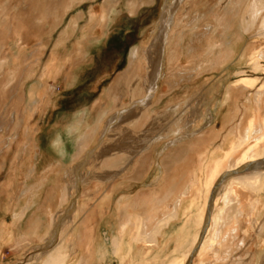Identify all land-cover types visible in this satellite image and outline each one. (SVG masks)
<instances>
[{
	"label": "rangeland",
	"instance_id": "1",
	"mask_svg": "<svg viewBox=\"0 0 264 264\" xmlns=\"http://www.w3.org/2000/svg\"><path fill=\"white\" fill-rule=\"evenodd\" d=\"M115 1L118 2L0 0V62L12 58L13 54H16L14 51H18L21 60L17 79H9L5 70L0 69V236L1 232L3 233L0 238V264H65L69 248L71 250L73 248L70 245L67 247L64 239L71 235L78 218L75 221L69 220L70 212H73L77 202L81 208L79 200L81 196L88 197L91 190L102 186V183L114 182L112 186L115 190L105 192L111 194L110 198L118 191L119 197L127 194V190L132 194L135 188H132V184L129 189L126 187L129 185L127 184L122 191L118 190L120 184L140 179L143 168H150L147 164L151 160L155 176L157 174L153 164L156 157L155 155L153 157L151 149L144 151L132 167L129 168L130 163H125L127 151L124 145L136 142L149 120L142 118V111L126 113L119 133L109 131L103 136L99 131L104 124L102 117L121 110L131 99H139L144 95L143 76L151 73L158 56L157 49L154 47L149 54V61L147 59L146 61L143 55L159 33L157 24L164 0H156L151 4H147L148 0H120L119 3ZM190 1H182V8L178 10L174 20L176 24L171 26L174 35L166 45L162 73L157 81L158 90L152 101L156 108L150 113V121H156V125L172 119L174 115L169 114L174 102L182 104V107H189V103L195 101L194 97L201 96L210 84L228 85L234 93L240 91L264 93V56H260L264 54V26L260 24L259 32H255V27H252L251 20L248 19L250 25L242 36L253 50L246 54L242 61L234 63L232 60L222 69L212 64L198 70L197 65L201 63L203 57L202 49L198 48L194 52L188 47V44L192 43L190 39H194L195 35L187 41L181 40L180 36L184 32L189 35L196 32L197 36L208 37L211 34L207 32V24H214L216 20L220 22L217 26L220 35L225 31L223 26L227 19L231 17L224 15L228 0H202L197 10L190 8ZM246 1L244 13L247 11V14H243L244 17L251 16L254 11L250 10L254 6L253 0ZM127 3H135L132 9L134 12L129 11ZM248 4L251 5L250 9ZM112 7L116 8V13L112 14L114 25L109 26L107 16L101 21L98 16L109 14ZM140 10L141 12H138ZM90 13L96 14L97 18L91 17ZM253 20L255 24V18ZM196 22H199L198 26L194 25ZM104 25L107 27L104 28ZM17 32L20 35L19 39L15 37ZM61 44H66L65 53L63 51L59 57L60 62L58 61L55 73L47 85V92L41 93L42 98L52 97V101L48 107L40 109L38 105L35 111L26 116L25 107L28 102L23 98L26 86L31 81L42 80L40 75L50 58L51 51ZM158 45L156 42L155 46ZM81 46L85 50L89 49L88 52L80 53ZM134 49L137 50L135 56H140L141 59L135 58ZM220 61L221 59L217 57L216 63ZM242 76L255 78L239 80ZM175 93L178 94L175 95L177 101L172 102L169 97ZM82 112L87 115L84 120L78 121L75 117ZM135 113L141 114L138 120ZM57 140L60 144L58 147L55 145ZM170 149L171 147L166 150ZM62 155L66 157L63 159ZM143 158L149 159L142 160ZM144 163L147 166H144ZM67 166H78L76 170L78 179L87 177V181H78L71 195L60 204L61 180L57 174ZM47 169L52 171L39 192L37 203L22 219L23 236L17 237V230L12 223L11 208L17 203L16 198L21 190L36 182ZM108 169L118 171L112 181L103 182V179L93 175L102 174ZM89 171L93 176L88 175ZM155 181L156 177L152 184ZM20 198L21 205H24V196ZM111 210L108 213L115 217ZM52 218L55 222L51 229L54 230L55 227V231L58 229L54 244L61 239L60 249L58 247L61 255L55 259H47L42 253L49 250L51 245H46L47 243L42 242L37 235L30 236V233L35 230L37 234H42L53 221ZM61 228L63 230L60 233ZM247 248L248 253H251L253 246ZM30 254L35 257L32 258Z\"/></svg>",
	"mask_w": 264,
	"mask_h": 264
},
{
	"label": "crops",
	"instance_id": "2",
	"mask_svg": "<svg viewBox=\"0 0 264 264\" xmlns=\"http://www.w3.org/2000/svg\"><path fill=\"white\" fill-rule=\"evenodd\" d=\"M260 1L254 2L255 32H259V23L264 21V0ZM229 93V99L225 98L228 102L224 99L221 108H213L209 112L214 115L209 124L204 126L205 120H202L203 125L190 141L164 152L160 160L161 182L152 184L155 170L152 169L151 160L147 164L150 168H143L140 179L120 184L121 191L127 184H132V188L135 187L133 198L136 197L134 199L141 203L127 206L134 215L131 219L134 224L130 221L126 225H129V229L125 226L121 231L122 220L107 214L117 202L119 191L103 205L99 202L100 196L110 191L115 182L102 183L103 188L100 184V187L91 190L88 197L79 198L81 209L75 224L83 228L81 231V227H77L79 233L76 237H65L64 244L68 247L73 241L71 245L74 247L73 250L69 248L65 264H264V255H260L259 259L256 256L260 246L264 245V144L259 143L248 150V155L255 157V160L235 168L229 166L233 157H240L264 132V93H234L231 88ZM86 115L82 112L75 118L84 120ZM252 135L255 136L254 140L249 138ZM231 144L234 148L229 147ZM64 147L67 146L64 144ZM230 149L233 151L230 152ZM256 163L260 168L252 170ZM224 168L227 173L223 171ZM243 172L255 177L236 183L235 175H244ZM179 192H182V196ZM149 202H152L151 205ZM171 202H176L174 208L168 207ZM247 246H253L251 253H248Z\"/></svg>",
	"mask_w": 264,
	"mask_h": 264
},
{
	"label": "bare ground",
	"instance_id": "3",
	"mask_svg": "<svg viewBox=\"0 0 264 264\" xmlns=\"http://www.w3.org/2000/svg\"><path fill=\"white\" fill-rule=\"evenodd\" d=\"M119 3L120 0H117ZM156 0H148V3L151 4L154 3ZM182 1L183 0H164V5H163V9H162V13L160 16V19L158 20V24H157V32L158 35L155 37L154 41L146 48L145 53L143 55V58H145V60L147 59L149 61V54L153 51L154 47L155 49H157V59L154 61V65L152 68L151 73L148 76H143V81H144V95L142 98L139 99H131L130 103L127 106H124L123 108H121V110H118L116 112H114L113 114H109L108 116H104L102 117L103 119V125L100 129V133L103 134V136L105 134H107V132L109 131H115V133H119V130L121 128V122L124 118V116L126 115V113H134L137 110L142 111V118L144 117L145 119H149L148 122L145 124V128L144 131L142 133V135L140 137H138V140L135 142L133 141L132 143H129L127 145H124V148H126L127 151V157L125 160V163L129 164V168L133 166V163L136 161V159L147 149H151L150 151L153 154V157L155 155V159H153V164L156 167L157 170V174H156V182L159 181V178L161 176V168H160V160L165 152L166 149H168L169 147H171L170 151L174 150V148L176 146H179L182 144V146L184 145L183 143L190 141V138H192L194 135L197 134V132L200 129V126L203 125L202 120H205L204 122V126L209 124L212 121V117H214V115L212 116L209 112L213 109H219L221 108L224 99L229 97L230 94V86H216V85H211L208 86V88L206 89V91L204 93L201 94V96H196L194 97L195 101L192 103H189V107H182V104L178 103V102H174L177 99L178 95L177 93H175L174 95H171L170 101L174 102V104L171 106L170 108V114L169 115H174L172 117V119H170V121L168 122H164V123H158V125H156L157 123H155L156 121H150V116H151V112L154 111V109L156 107H154L153 104V98L155 96V92L157 89V81L158 79L161 77V73H162V67H163V57H164V53L166 50V45L169 44V40L170 38L173 37L174 33H172L173 31L171 30V26L172 24H176L174 23L175 21V17L176 14L178 12L179 9L182 8ZM202 0H191L190 1V8L192 10L194 9H198V5ZM260 1V0H259ZM252 2V1H251ZM255 0H253V4L255 5ZM261 2V1H260ZM163 4V2H162ZM250 4V3H249ZM248 4V9H250L251 5L249 6ZM257 4V3H256ZM261 4V3H259ZM113 5V2H112ZM127 8L129 9V11H132L133 7L135 6V3H127ZM225 12L224 15H228L231 17V19H227V23L223 26V30H225L224 32H222L220 35H218L217 32V26L220 24L219 20L215 21L214 24H207V32H209L211 35L208 37H200L197 36L196 32H193L192 34H185V32L182 34V36H180L181 40H186L190 39L191 36L195 35L194 39H190L192 41L191 44H188L189 50L194 51L197 50L198 48L202 49L203 52V57L200 60L201 63L197 65V69L201 70L202 68L210 65L212 66V64H214L215 66H218L219 68H224L225 64L228 62H231L233 60L234 63H239L240 61H242V59L246 56V54H248L249 52H252V48L250 47L249 43H246L244 40V36H242L243 34H245V31L248 29V25L249 20H251V25L252 27H255L254 22V16L253 14L256 13L255 12V8L253 6V8H251L250 10L253 11V14L251 16H243L244 14V9H246L247 6V1L246 0H228V2L225 5ZM260 9V8H259ZM263 9V8H262ZM85 10V9H84ZM261 10V9H260ZM260 10H257L260 11ZM104 12V11H103ZM84 13V12H83ZM116 13V8L112 7L109 14L104 15V14H100L98 16L99 20H104L105 17L107 16V22L108 25L111 26L113 24V15ZM250 13V12H249ZM259 14V13H258ZM91 17L93 18H97L96 14L90 13ZM255 15V14H254ZM257 16V15H256ZM49 17V16H48ZM64 17V16H63ZM92 18V19H93ZM228 18V17H227ZM7 19V16H5V20ZM64 19V18H63ZM199 19V18H198ZM249 19V20H248ZM230 20V21H229ZM79 21V20H78ZM115 21V20H114ZM253 21V22H252ZM259 21V20H258ZM94 23V21H93ZM105 24V23H104ZM107 24V23H106ZM105 24V25H106ZM104 25V28H106ZM114 25V24H113ZM194 25L198 26L199 22H196ZM175 26V25H174ZM261 26H264V21L262 22ZM70 26H68L69 28ZM259 27H260V23H259ZM264 28V27H263ZM75 29V28H74ZM69 30V29H68ZM107 30V29H106ZM109 30V29H108ZM70 31V30H69ZM105 31V29H104ZM76 33V30H75ZM15 37L16 39L20 37L19 32L15 33ZM74 39V38H73ZM79 39V38H78ZM156 42L159 43L158 47L155 46ZM249 42V41H248ZM246 43V44H245ZM34 46V45H33ZM157 47V48H156ZM204 47V49H203ZM66 44H61V46H57L55 48L54 51H51V55L50 58H48L46 64L44 65L43 69H42V73H41V77L42 80H35V81H31V83H29L25 92V96L23 98H25V100L28 102L26 107H25V115H29V113L31 111H33L36 107L38 108H42L47 106L49 103H51L52 101V97H44L42 98L41 93L47 92V85L49 84V81L51 80L52 75L55 73V70L58 66V61H59V57L61 56L62 52L66 50ZM251 48V49H250ZM89 50V49H88ZM85 50L83 46L80 47L79 51L80 53L83 51H87ZM135 52H133V55H137V50L134 49ZM16 52V54L12 53L14 56L12 58H10L9 60H6L4 62H0V69L2 68L5 70V73L9 76V79H17L16 76L19 74V69H20V64H21V60H20V55L18 53V51H14ZM195 52V51H194ZM256 56V55H255ZM260 56H264V54H260ZM139 58L138 56H135V58ZM218 57L219 59H221L220 62L216 63V58ZM257 57V56H256ZM142 58V57H141ZM139 58V59H141ZM212 58H215L214 60H212ZM134 60V58H132ZM138 60V59H137ZM136 60V61H137ZM146 60V61H147ZM213 61V62H212ZM60 62V61H59ZM206 63V64H205ZM143 64V63H141ZM149 64V63H148ZM1 71V72H2ZM75 74V73H74ZM37 75V74H36ZM73 75V74H72ZM34 77V76H33ZM254 76H242L239 78V80H254ZM53 79V78H52ZM209 79V78H208ZM17 81V80H16ZM206 81V80H205ZM208 81V80H207ZM206 81V82H207ZM26 82V81H25ZM197 83V82H196ZM205 83V82H204ZM24 84V83H23ZM27 83H25L26 85ZM12 85V84H11ZM24 85V86H25ZM42 85V86H40ZM206 85V83H205ZM206 86V87H207ZM50 87V86H49ZM48 87V88H49ZM192 88H194L192 86ZM25 90V89H24ZM205 90V89H204ZM22 92V91H21ZM45 94V93H44ZM157 94V93H156ZM47 95V94H46ZM193 98V97H191ZM168 99V97H167ZM193 99V100H194ZM229 99V98H227ZM192 100V101H193ZM226 100V99H225ZM177 101V100H176ZM186 101V100H185ZM190 101V100H189ZM228 102V100H226ZM184 103V101H183ZM188 103V102H187ZM213 103V106H211V104ZM160 104V103H159ZM162 104V103H161ZM160 104V105H161ZM186 104V103H185ZM184 104V105H185ZM159 105V106H160ZM156 106V104H155ZM48 107V106H47ZM122 107V106H121ZM225 107V106H224ZM37 110V109H36ZM168 110V109H167ZM35 111V110H34ZM40 111V110H39ZM37 112V111H36ZM107 110L104 112L106 114ZM218 112V111H217ZM220 113V112H219ZM136 114V113H135ZM215 114V113H214ZM217 114V113H216ZM141 115V114H140ZM140 115H135V118L138 120ZM166 116V115H164ZM21 118V117H20ZM170 118V117H169ZM254 118V117H253ZM155 119V118H154ZM250 119V118H249ZM255 119V118H254ZM264 119V118H263ZM251 120V119H250ZM248 120V121H250ZM136 121V120H135ZM159 121V120H158ZM256 121V120H254ZM260 122H262V120H260ZM249 123V122H248ZM252 123V122H251ZM256 126V123H254ZM251 124H249L250 126ZM263 125H264V120H263ZM240 126V125H239ZM208 127V126H207ZM253 127V126H252ZM251 128V127H250ZM259 128V127H258ZM261 128H263V126H261ZM262 131V130H261ZM263 132V131H262ZM253 133V132H250ZM249 133V134H250ZM110 134V133H109ZM254 137L252 135V137L250 136L249 138H253ZM102 138V136H101ZM98 139V138H97ZM247 139V138H246ZM258 139V141H257ZM256 142L249 146L247 151H245L243 154L239 155L240 157H233V161H232V165H229L231 168H235V166H239L242 165L246 162H249L250 160H255L256 158L252 157L251 155H248V150H251V148L254 146H258L259 143H264V132L262 134L261 137L258 138L257 136ZM30 140V139H29ZM101 140V139H100ZM251 140V141H253ZM237 141V140H236ZM240 141V140H238ZM246 141V140H245ZM59 140H57L56 142V147H58L60 144L58 143ZM235 142V141H234ZM233 143V142H231ZM246 143H248L246 141ZM188 144V143H187ZM234 144V143H233ZM249 145V144H248ZM190 146V145H189ZM239 146V143H238ZM247 146V145H246ZM230 148H234L231 146H229ZM237 147V146H235ZM23 149V148H22ZM169 151V152H170ZM233 150L230 149V152H232ZM236 151V149L234 150ZM28 152V151H27ZM150 152V153H151ZM189 152V151H188ZM82 153V152H81ZM89 153V152H87ZM229 153V152H228ZM227 153V154H228ZM169 154V153H168ZM262 154V153H261ZM224 155V154H223ZM221 156V155H220ZM66 156L62 155V158L64 159ZM165 157V156H164ZM170 157V156H169ZM216 157V156H215ZM229 157V155H228ZM260 158V157H259ZM81 159V158H80ZM87 159V158H86ZM261 159V158H260ZM84 160V159H83ZM228 160V158H227ZM66 161H70V160H66ZM94 161V160H93ZM128 161V162H127ZM209 161V160H208ZM225 161V160H224ZM87 162V161H85ZM84 162V163H85ZM183 162V161H182ZM254 162V161H253ZM164 163V162H163ZM229 163V162H227ZM259 163V162H258ZM256 163L255 167L252 170H256L258 168H260V165ZM61 164V163H60ZM79 164V163H78ZM81 164V163H80ZM208 164V163H207ZM221 164V163H220ZM230 164V163H229ZM254 164V163H253ZM77 165V164H76ZM219 165V164H218ZM228 165V164H227ZM263 165V164H262ZM79 166V165H78ZM78 166H67L63 169H61L59 171V173L57 174L58 178L61 180L60 183V189L62 191V199H61V203L65 202V200L67 199V197L69 195H71V191L72 189L76 186V184L78 183V181L81 182H85L87 181V177H81L78 179L77 174H76V170L78 168ZM82 166V165H81ZM127 166V165H126ZM217 166V165H216ZM252 166V165H251ZM249 166V167H251ZM220 167V165H219ZM228 167V166H226ZM229 167V168H230ZM263 167V166H262ZM126 168V167H125ZM221 168V167H220ZM163 169V168H162ZM205 169V168H204ZM228 169V168H227ZM242 169V168H241ZM240 169V170H241ZM247 170V168H245ZM175 170V169H174ZM223 170V169H222ZM220 170V172L222 171ZM229 170V169H228ZM231 170V169H230ZM51 169H47L41 177H39V179L34 182L31 183L29 185H27L24 189L21 190L20 195H18V197L16 198L17 203L14 204V206L11 208V216H12V223H13V227L16 228L17 230V237H20L21 235L23 236V232H22V219L24 217V215L26 214V212L35 204L37 203L38 200V196H39V192L42 189L45 180L47 181L49 173H51ZM225 171V168L224 170ZM236 171V170H235ZM234 171V172H235ZM244 171V170H243ZM83 172V171H82ZM117 170H113V169H108L107 171H105L104 173H94L93 175H97L98 178L103 179V182H105L106 180H111L113 179V177L117 174ZM164 172V170H163ZM218 172V173H220ZM226 172V171H225ZM228 172V171H227ZM226 172V173H227ZM231 172V171H230ZM229 172V173H230ZM233 172V171H232ZM237 172V171H236ZM264 172V171H262ZM89 176L90 174L92 175V173L89 171L88 172ZM165 173V172H164ZM193 173V172H192ZM259 173V172H257ZM85 174V173H84ZM163 174V173H162ZM237 174V173H236ZM242 174V173H240ZM244 174V172H243ZM250 174V173H249ZM256 174V173H255ZM254 174V175H255ZM92 175V176H93ZM165 175V174H164ZM190 175V174H188ZM199 175V174H198ZM215 175V174H213ZM260 175V174H259ZM257 175V176H259ZM218 176V175H217ZM229 176V174H228ZM236 177H234V180L236 183L240 182L239 180L242 179H251V177H255V176H248V175H235ZM163 177V176H162ZM214 176H212L213 178ZM191 177H189L190 179ZM226 178V177H225ZM58 179V180H59ZM195 179V178H194ZM215 179V177H214ZM213 179V180H214ZM248 179V181H249ZM257 179V178H256ZM56 180V179H55ZM57 180V181H58ZM207 180V179H206ZM224 180V179H223ZM162 181V179H161ZM159 181V182H161ZM221 181V180H220ZM227 181V180H226ZM244 181V180H243ZM247 181V180H246ZM158 182V183H159ZM154 183V184H155ZM157 183V185H158ZM193 183V182H192ZM212 183V182H211ZM226 185V182H224ZM219 184V182H218ZM221 184V183H220ZM219 184V185H220ZM156 185V186H157ZM196 185V184H195ZM208 185V183H207ZM222 185V184H221ZM220 185V186H221ZM240 185V184H239ZM238 185V186H239ZM118 186V185H117ZM209 186V185H208ZM219 186V187H220ZM128 189L131 188V184L126 186ZM211 187V186H210ZM237 187V186H236ZM241 187V186H240ZM222 188V187H221ZM226 188V187H225ZM118 188L116 187V190ZM158 189V187H157ZM156 189V190H157ZM196 189V188H195ZM219 189V188H218ZM237 189V188H236ZM240 189V188H239ZM115 188H112V191H114ZM119 190V189H118ZM222 190V189H221ZM234 190V189H233ZM111 191V192H112ZM223 191V190H222ZM210 192V191H209ZM208 192V193H209ZM226 192V191H223ZM117 193V192H116ZM175 193V192H174ZM218 193V192H217ZM248 193V192H247ZM177 194V193H176ZM180 194V192H179ZM182 194V192H181ZM180 194V195H181ZM199 194V193H198ZM110 193H105L104 195L101 196L100 199V205L104 204L105 201H107V199L110 198ZM21 196H24L25 199V204L21 205V202L19 201L21 198ZM182 196V195H181ZM145 197V196H144ZM144 197H140L141 199H143ZM23 198V197H22ZM136 198V197H134ZM133 195L131 194V192L129 190H127V194L122 195L118 198L117 203L115 208H113L112 214L118 218H120L122 220L121 224H120V230L123 231V229L125 228V226L127 225L128 222L131 221V219L134 217V215H131V213L128 211L127 206L128 205H138L141 203H139L137 201V199H134ZM178 199V197H177ZM192 199V198H191ZM190 199V200H191ZM215 200V199H214ZM139 201H141L139 199ZM145 201V200H144ZM149 201H151L149 199ZM213 201V200H212ZM216 201V200H215ZM23 202V203H24ZM108 202V201H107ZM206 202V201H205ZM204 202V203H205ZM143 203V202H142ZM150 203V202H149ZM152 203V202H151ZM150 203V205H151ZM169 203V202H167ZM216 203V202H215ZM146 204V202L144 203ZM213 204V203H212ZM74 205V204H73ZM75 208L73 210V212L71 214V216L69 217V220H73L75 221L76 218L79 216V212H80V205L78 204V202L75 204ZM61 206V205H60ZM145 206V205H144ZM176 206V202H171L168 207L170 208H174ZM206 206V203H205ZM74 207V206H73ZM114 207V206H113ZM143 207V205H142ZM141 207V209H142ZM140 208V207H139ZM203 208V207H202ZM99 209V208H98ZM168 209V208H167ZM166 209V210H167ZM165 210V211H166ZM173 210V209H171ZM137 211V210H136ZM204 211V209H203ZM202 211V212H203ZM251 210H249L250 212ZM256 211V210H255ZM67 212V211H66ZM248 212V213H249ZM204 213V212H203ZM69 214V213H68ZM133 214V212H132ZM252 214V213H251ZM108 215H110L108 213ZM57 216V215H55ZM67 216V215H66ZM147 216V215H146ZM252 216V215H251ZM244 217V216H243ZM249 217V216H248ZM54 218V217H53ZM52 218V220H53ZM137 218V216H136ZM247 218V216H246ZM139 219V218H137ZM204 219V217H203ZM115 220V219H114ZM118 220V219H117ZM134 220V219H133ZM148 220V219H147ZM250 220V219H249ZM66 221V220H65ZM64 221V222H65ZM84 221V219H83ZM82 221V222H83ZM138 221V220H137ZM140 223L141 220L139 219ZM138 221V222H139ZM144 221V220H143ZM160 221V220H159ZM163 221V219L161 220ZM202 221V220H201ZM252 221V220H251ZM263 220H261L262 222ZM54 220L51 222V224L49 225V227L47 228V230H45L44 232H42V234H37L35 230H32L30 233V236H35L37 235L39 238L42 239V242H46V245H51L50 249L43 252V256L45 255L47 257V259H55L57 258L58 255H61V251L60 246H59V240L56 244H54L55 240V235L58 229L55 228L54 230L51 229L53 224H54ZM81 222V223H82ZM132 222V221H131ZM255 223V222H254ZM65 224V223H64ZM132 224H134L132 222ZM130 224V225H132ZM81 225V224H80ZM84 225V224H83ZM138 225V224H137ZM166 225V224H165ZM143 226V224H142ZM254 226V225H253ZM77 227H81L78 225H75V227L73 228L71 235L72 237H76L78 232V228ZM129 229V225L126 226ZM144 227V226H143ZM146 227V226H145ZM202 227V226H200ZM255 227V226H254ZM262 227V225H261ZM260 227V228H261ZM21 228V229H20ZM81 227V231H82ZM85 228V225H84ZM20 229V230H19ZM131 229V228H130ZM205 229V228H204ZM62 228L60 233L62 232ZM86 230V229H85ZM206 230V229H205ZM84 231V230H83ZM88 231V230H87ZM86 231V232H87ZM127 231V230H125ZM124 231V233H125ZM89 232V231H88ZM206 232V231H205ZM260 232V231H259ZM59 233V234H60ZM85 234V232H83ZM120 233V232H119ZM128 233V232H126ZM125 233V234H126ZM257 233V232H256ZM82 234V235H84ZM89 234V233H88ZM88 234L86 235L88 237ZM81 235V236H82ZM124 235V234H122ZM3 233L1 232V236L0 238H2ZM80 236V237H81ZM85 236V237H86ZM92 236V235H89ZM20 239V238H19ZM89 239V238H88ZM256 239V238H255ZM258 239V238H257ZM257 241V240H256ZM262 241V240H261ZM264 242V241H263ZM73 243V241H71L70 243V247L74 248L73 245H71ZM61 244V243H60ZM254 244V243H253ZM256 245V244H255ZM38 247V246H37ZM59 247V249H58ZM240 247V246H239ZM242 247V246H241ZM238 248V247H237ZM60 251V253H59ZM34 254V253H33ZM40 254V255H42ZM248 254V253H247ZM264 255V245L260 246V250H259V254L256 255L259 257H261L260 255ZM36 255V253H35ZM63 255V253H62ZM231 255V254H230ZM262 255V256H263ZM31 256V254H30ZM38 256V255H37ZM36 256V257H37ZM244 256V255H243ZM247 256V255H246ZM255 256V257H256ZM32 258H34L35 256H31ZM254 257V256H253ZM257 258V257H256ZM249 259V258H247ZM30 262V261H29ZM61 262V261H60Z\"/></svg>",
	"mask_w": 264,
	"mask_h": 264
}]
</instances>
